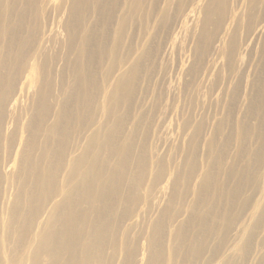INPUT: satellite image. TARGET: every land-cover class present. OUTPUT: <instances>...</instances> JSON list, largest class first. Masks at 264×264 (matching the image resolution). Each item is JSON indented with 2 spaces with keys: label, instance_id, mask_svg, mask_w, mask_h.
I'll return each mask as SVG.
<instances>
[{
  "label": "bare ground",
  "instance_id": "obj_1",
  "mask_svg": "<svg viewBox=\"0 0 264 264\" xmlns=\"http://www.w3.org/2000/svg\"><path fill=\"white\" fill-rule=\"evenodd\" d=\"M198 1L0 0V264H264V160L253 192L234 209L223 182L236 155L212 176L196 177L187 204L170 193L183 165L172 174L163 160L155 169L145 143L160 104L147 105L143 88L167 57L154 45L139 50L131 24L149 31L150 20L160 18L167 42L182 29L189 40L195 27H211V39L222 34L226 43L220 83L232 92L240 85L233 75L243 48L237 25L264 0H245L240 13L233 0ZM194 3V16L203 11L198 22L186 15ZM51 10L63 16L58 30ZM195 45L205 56L199 39ZM185 71L182 84L202 91L207 105L220 96L212 92L219 74L204 86L195 82L199 69ZM171 81L177 90L180 83ZM245 110L264 121V99ZM209 151L220 163L224 150ZM194 171L190 164V177ZM257 195L261 214L253 211ZM200 206L202 213L192 214ZM184 213L192 214L190 225Z\"/></svg>",
  "mask_w": 264,
  "mask_h": 264
},
{
  "label": "rangeland",
  "instance_id": "obj_2",
  "mask_svg": "<svg viewBox=\"0 0 264 264\" xmlns=\"http://www.w3.org/2000/svg\"><path fill=\"white\" fill-rule=\"evenodd\" d=\"M210 2L211 0H202V5ZM246 5L245 0H233L232 8L236 6V12L240 13L245 10ZM194 7L195 3L189 7L186 15L196 17V22H198L203 16V11L200 9L199 13L194 16L191 12ZM51 12L50 23L54 29L58 30L61 27L63 16L59 12L53 10ZM249 13L252 19L246 18L237 25L243 34L242 39L239 40L243 41V48L238 50L233 59L237 65L233 75L235 78H241L240 85L235 92L224 89V80L223 85L220 83L221 74L218 69L223 68L227 62V59L222 55L225 49L223 47L226 44L222 40V34L213 36L211 39V27L199 28L197 26L193 29L192 38L189 40L186 30L182 29L181 33L176 34L178 38L175 36L177 40L172 37L171 41L167 42L161 37L165 26L160 22V18L157 21L153 18L150 20L149 31L139 26H133L134 23L131 24L134 43L140 45L139 50L145 45H154L155 51L164 52L167 57L165 60H160L157 72L153 75V80H150V86L143 88L145 93L142 98L145 99L147 105L155 103L153 99H156V103L160 104L151 115L152 129L148 133L145 143L152 153L155 169L163 160L167 163L168 173L173 174L178 170L179 165H183L180 169L181 179L176 182V186L179 188L173 187L170 193L171 195L181 194L183 201L187 204H191L194 197V190L193 195L189 190L198 183L196 177H199L203 172H210L212 176L215 170L223 168L221 162L227 161L229 155L237 156L232 176L228 173L229 178L223 182L225 187L223 198L230 209H234L238 200L245 197V194L251 190L253 178L262 173L264 121L261 115H252L251 112H246L245 106L253 102L259 103L260 107L263 106L264 6L258 4V9L256 11L250 9ZM93 21L97 25L98 18L94 16L90 26ZM113 29H116V26L111 27V32ZM200 29L207 31L210 29V31L199 35ZM156 30L158 35L154 37ZM197 39L206 50L205 56L201 55L195 45ZM224 39L227 40L228 37ZM162 66L165 67L163 71L160 69ZM185 67H188L189 71L193 73L199 69L200 72L195 76V82L204 86H209L212 77L219 74V83L212 92L215 95L220 92V96L214 97L210 105L205 103L202 91L193 86L186 87L182 84L185 82L183 77L188 72L185 71ZM164 72H167L166 76L165 74L163 76ZM171 79L180 83L177 90L170 89V87H176V83L173 84ZM24 101L29 103V100ZM201 122H204V125L199 127ZM260 123L261 131L256 127ZM216 127L219 128V133H216ZM212 137L215 138V146L210 149L207 143ZM215 147L224 150V154L221 155L224 160L220 159V163L217 165L214 162L218 158L217 154L206 156V151H214ZM190 164L195 165V171L191 177L187 173ZM169 183H171L170 179L166 177L164 185ZM250 192H253V189ZM259 199L258 195L255 199L252 196L253 211L255 209V213L261 214L255 207L258 205L256 202ZM167 200L168 198L162 200L160 207H165ZM202 211L203 206H200L192 214L202 213ZM245 213L247 219L250 220V216L247 215V212ZM159 214V209L154 212V216ZM192 214L184 213L181 216L182 220L185 219L186 225H190ZM262 227L264 228V224ZM119 230H122V227Z\"/></svg>",
  "mask_w": 264,
  "mask_h": 264
}]
</instances>
